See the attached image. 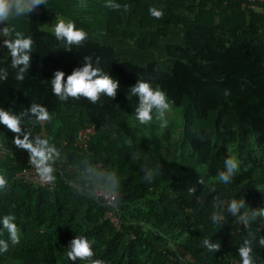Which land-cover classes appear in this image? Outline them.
Segmentation results:
<instances>
[{"label": "trees", "instance_id": "1", "mask_svg": "<svg viewBox=\"0 0 264 264\" xmlns=\"http://www.w3.org/2000/svg\"><path fill=\"white\" fill-rule=\"evenodd\" d=\"M105 2L41 5L88 34L70 50L39 36L42 13L10 20L9 39L15 38L18 20L34 41L22 81L15 78L0 36V68L8 71L0 80V107L19 114L33 103L46 106L50 120L26 116L21 127L48 138L60 151L51 187L27 183L16 173L28 152L18 149L16 134L0 124V175L7 180L0 189V219L14 215L20 235L13 244L0 224V239L9 243L0 264H87L67 257L75 236L92 241L93 259L106 264H242L238 248L251 239L249 232L256 237L254 264H264V248L258 245L264 217L246 228L227 211L232 200L242 198L240 214L264 207V12L243 9V0H114L119 8ZM150 7L162 9L163 17L150 15ZM84 57L118 80L115 99L101 94L95 104L83 97L61 101L52 93L54 72L63 71L66 80ZM140 79L162 89L175 108L187 99L196 120L213 112L211 133L196 127L185 136L203 171L165 157L159 153L161 139L143 133L127 95ZM88 126L94 132L85 152L74 140ZM229 157L239 169L224 184L218 174ZM145 169L152 172L150 181L143 179ZM108 173L119 181L113 205L92 194L107 189ZM106 210L118 216L119 228L104 217ZM214 213L221 217L218 222L211 219ZM204 239L220 243L219 250H207Z\"/></svg>", "mask_w": 264, "mask_h": 264}, {"label": "clouds", "instance_id": "2", "mask_svg": "<svg viewBox=\"0 0 264 264\" xmlns=\"http://www.w3.org/2000/svg\"><path fill=\"white\" fill-rule=\"evenodd\" d=\"M40 5H47V0H0V36L4 37L3 45L6 47L11 58V67L16 69V79L22 81L25 73H28L30 66L33 39L31 36H25L22 32L16 31L15 38L9 39L11 29L9 21L15 17L29 15ZM105 7L119 8L120 5L114 3V0H106ZM149 13L153 17L160 19L164 13L162 9L155 7L149 8ZM54 35L58 41L63 42L67 49H71L73 45H80L87 39V33L83 29L76 27L72 20L62 18L55 19ZM8 77L7 69L0 68V80H6ZM52 93L61 101H66L69 98L80 99L86 98L91 103L95 104L99 101L101 94L109 98L115 99L119 87L118 80L114 79L108 72L102 70L99 66H94L91 57H84V64L81 67L75 68L65 80V73L61 70L54 72V77L51 79ZM138 95L139 102L135 107V118L140 124H148L155 119L161 122L162 126H166L165 119L166 111L170 108V103L166 93L159 87H153L150 82L138 80L131 88V95ZM26 116L35 117L37 122H45L51 119L50 113L46 106L33 103L27 111H21L19 114L13 113L11 110H6L0 107V124L5 125L10 131L15 133L13 144L18 149H23L28 152L29 164L35 169V172L41 183H54L56 179V169L54 163L60 157V151L54 144L50 143L48 138L40 135L33 136L29 129L23 130L21 125L24 123ZM21 136L23 138H21ZM2 149V145H0ZM6 151V150H5ZM239 169V162L234 158H226L224 162V170L219 172L218 179L224 184L231 183L234 174ZM89 173H95V169L88 166L86 169ZM143 179L150 181L152 172L145 169ZM107 177V193L109 196L114 193L119 186L118 178L114 173L106 174ZM198 183L203 184L204 180L201 177ZM7 186V180L4 175H0V189ZM195 187L190 188L189 192L194 193ZM114 200V196L112 197ZM245 206L244 199L232 200L227 211L236 216L247 228L250 221L257 217H264V207H258L251 212L240 214L241 209ZM213 222H218L221 217L218 214H213L211 217ZM15 217L12 214H7L0 219L3 229L7 230L9 239L13 244L19 243L20 235L17 224L14 222ZM251 239H245L243 244L238 248V253L242 264H254L252 257V242L256 240L253 233L249 232ZM92 241L85 236H75L70 241L67 257L71 261L77 259L87 261V264H106L103 259H93L94 251L91 247ZM258 245L264 248V236L258 240ZM203 246L212 252H217L220 248V243H213L209 239L203 240ZM9 248L8 241L0 239V253L7 252Z\"/></svg>", "mask_w": 264, "mask_h": 264}, {"label": "rangeland", "instance_id": "3", "mask_svg": "<svg viewBox=\"0 0 264 264\" xmlns=\"http://www.w3.org/2000/svg\"><path fill=\"white\" fill-rule=\"evenodd\" d=\"M219 10L221 14L225 13L224 9L220 8ZM206 12L209 16H213L214 11L208 9L206 10ZM64 19L69 20L66 18ZM215 19L217 20L218 17H215ZM47 24V28L51 30L54 29L53 21H51V23L48 22ZM54 45L56 48H66L64 44H61L60 42L55 41ZM76 46L77 45H73L71 49ZM130 92L127 93L128 97ZM130 100L136 107L139 102V97L138 95L133 94L131 95ZM165 119L167 120V124L166 126H162L161 122L159 120H156L154 115L152 122L148 124H142L141 129L143 133L147 136L161 139L162 147L159 153H161L165 157L184 165H189L197 169L198 171H203V167L200 165L197 158L189 148L185 136L186 132L196 127L205 128L209 133H211L213 112L209 113L206 119L196 120L195 118H193V113L187 99H184L180 107L175 108L170 104V108L166 111ZM40 133L42 136L46 135L44 129ZM166 137L169 138V141H166ZM61 143L64 144L65 142L61 141Z\"/></svg>", "mask_w": 264, "mask_h": 264}, {"label": "built area", "instance_id": "4", "mask_svg": "<svg viewBox=\"0 0 264 264\" xmlns=\"http://www.w3.org/2000/svg\"><path fill=\"white\" fill-rule=\"evenodd\" d=\"M225 2L226 1H224L223 3ZM241 7L243 9L261 10L262 12H264V0H243ZM93 132H94V127L92 126L81 128L77 132V135L74 140V145L79 150L87 152L89 147L88 140ZM16 177L35 186L51 187L53 185V183H48V184L41 183L35 172V169L29 164L28 157L25 158L23 167L17 171ZM92 194L94 195L95 198L102 199L108 205H113L117 195L114 192L112 193L111 196H109L105 188H96L92 191ZM113 196H114V200L112 199ZM104 217L110 220L115 225L116 228H119L120 226L119 218L111 210H106Z\"/></svg>", "mask_w": 264, "mask_h": 264}, {"label": "crops", "instance_id": "5", "mask_svg": "<svg viewBox=\"0 0 264 264\" xmlns=\"http://www.w3.org/2000/svg\"><path fill=\"white\" fill-rule=\"evenodd\" d=\"M253 11L262 12L261 10H253ZM33 12L37 13V14H39V13L41 14L42 13L41 14L42 23H41V25L39 27V31H38L39 36L50 39L51 42L53 43V45H54L55 41L56 42H60L61 44H63L61 41H58L56 39V37L54 35V31L49 29V28H47L48 26H46V25H48L47 24L48 22L51 23V21H53V26H55V22H56L55 19L56 18H62V19L66 18V19H70V20H72V19L69 18V17L62 16V15L58 14L57 12H55L53 10L43 11L42 8H41V5L38 8H36ZM15 22H16L15 23L16 31L19 30V31L22 32L23 29H24V22L23 21H18V20H16ZM3 26H4L3 24H0V27H3ZM8 26H9V24H8ZM10 35H11V33H10ZM60 48H62V47H60Z\"/></svg>", "mask_w": 264, "mask_h": 264}]
</instances>
